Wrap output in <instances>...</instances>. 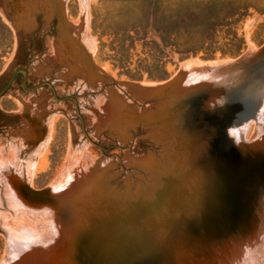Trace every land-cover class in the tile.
Here are the masks:
<instances>
[{"label": "rangeland", "instance_id": "rangeland-1", "mask_svg": "<svg viewBox=\"0 0 264 264\" xmlns=\"http://www.w3.org/2000/svg\"><path fill=\"white\" fill-rule=\"evenodd\" d=\"M174 1L187 0H0V90L13 72L22 68L27 70V89L49 82L57 98H69L56 101L47 85L27 92L21 77L0 98V264L24 263V255L13 248L11 240L25 249L24 245H33L35 239L43 248H61L59 264H74L75 232L90 228L85 237L91 238L94 231L102 232L103 223L96 221L82 227L88 204L64 209L60 203L64 194L85 180L97 179L94 188L108 201L113 200L109 202L115 207L126 198L152 200L159 179L174 177L173 162L161 158L162 145L144 131L132 132L124 142L118 139L105 96L115 84L161 81L150 80L137 68L145 58L143 41L155 39L151 28L145 26L151 20L149 15L158 9V2L165 9ZM233 1L235 7L249 9L232 28L220 29L217 46L227 49L223 45L227 34H235V56H222L217 51L212 59L199 54L180 60L172 54L166 65L169 77L189 62L226 61L264 47V0ZM15 21H20L17 29ZM261 58L264 66V53ZM124 102L133 104L130 98ZM257 118L245 124L244 135L242 127L231 129V134L237 141L243 135L245 143L256 139L260 136L256 135ZM147 157L151 160L144 161ZM188 162H195L193 183L185 181ZM179 164L184 173L175 175L174 187H190V196L182 200L181 214L169 208L178 189L166 202L164 197L155 199L159 205L154 214H129L126 209L128 213L119 217L111 212L128 228L166 238L155 250L161 259L153 264H201L219 249L215 250L219 240L250 234L248 221L244 228L230 230L218 240L216 233L195 237L190 227L200 215V195L210 177L195 160ZM260 199L252 219L264 202V193ZM245 207L248 210L250 203ZM133 218L135 222L128 220ZM22 251L26 253V249Z\"/></svg>", "mask_w": 264, "mask_h": 264}, {"label": "water", "instance_id": "water-1", "mask_svg": "<svg viewBox=\"0 0 264 264\" xmlns=\"http://www.w3.org/2000/svg\"><path fill=\"white\" fill-rule=\"evenodd\" d=\"M19 22L13 24L15 29ZM262 53L264 47L259 52H248L231 60L185 64L172 77L151 85L123 82L113 85L105 93L107 107L114 115L112 129L117 132L118 139L124 142L132 132L144 131L148 138L162 145L161 158L173 162L171 175L184 173V166L179 163L186 164L192 160L209 174V185L200 195V215L190 227L198 239L205 237L206 233H216L220 236L216 239H221L230 230L244 228L264 193V137L245 143L244 136L238 137L237 141L230 132L251 120L256 121L264 98ZM19 72L24 75V86L27 70L17 69L0 90V96ZM44 85L52 90L56 101L69 99L57 98L49 82L26 91L31 92ZM233 94L242 99L233 102ZM128 98L133 100L132 105L124 102ZM149 160L151 158L147 157L144 161ZM96 182L94 178L85 180L82 186L60 198L64 209L73 202L89 204L82 227L89 223L94 225V221L110 223L109 230L104 227L99 234L93 230L95 235L92 238L85 237L88 233L85 230L90 228L75 232L78 242L72 256L74 264H153L161 259L155 252V235L128 228L118 221L116 214L96 207L101 200L108 207H113L94 188ZM160 196L158 191L152 200L164 197ZM149 203L138 200L127 205H140L143 213L154 214L155 209L148 211ZM248 203L250 208L247 210L245 206ZM123 213L120 208L118 214ZM134 219L128 220L135 222ZM89 233L93 234L90 230Z\"/></svg>", "mask_w": 264, "mask_h": 264}, {"label": "trees", "instance_id": "trees-1", "mask_svg": "<svg viewBox=\"0 0 264 264\" xmlns=\"http://www.w3.org/2000/svg\"><path fill=\"white\" fill-rule=\"evenodd\" d=\"M233 2L174 1L165 9L161 2H158V9L149 15L151 20H147L145 24L146 28H151L155 39L143 41L145 58L139 62L138 73H146L150 80L169 78L166 65L172 54L177 55L180 60L199 54L212 59L217 51L222 56H235L237 50L232 48L237 41L235 34H227V42L223 44L227 49L223 50L217 46L220 29L232 28L249 9L235 7ZM151 4L154 5V2Z\"/></svg>", "mask_w": 264, "mask_h": 264}, {"label": "bare ground", "instance_id": "bare-ground-1", "mask_svg": "<svg viewBox=\"0 0 264 264\" xmlns=\"http://www.w3.org/2000/svg\"><path fill=\"white\" fill-rule=\"evenodd\" d=\"M192 64H193L192 62H189L186 65H192ZM133 92H135V91H133ZM262 107H263V105H262ZM258 118H259L258 123L261 126L257 123L258 124L257 128L259 129L257 131H259V132L256 133V135L260 134L261 137L262 136L264 137V109L262 110V113H261V115H259ZM251 123L253 124L254 122H251ZM245 124H244V126H242L243 135L245 134L244 131H245V128L247 127ZM249 126H248V128H249ZM193 166H194L193 163H191V162L187 163L188 172H187V170H184L186 173L187 180H185L186 178L185 179L183 178L185 181L191 182V183H193L192 182L193 175H191V171L193 169ZM164 178L161 177L159 179V183H158L159 188L156 191L153 190L154 193H152V195H154L156 192L159 191L160 195L161 196L164 195V198H166V200H164L163 202H166L168 198L172 197L173 191L175 189H178V190H175L176 194L174 195L177 199H174V200L172 199V201H174V203L170 204L171 203L170 202L169 208L173 207V210L175 209L177 212H179L181 214L183 211L182 203H183V201H185L186 198H188L190 196V194H189L190 187L182 188V186H180L179 188H177V187L175 188L174 187L175 186L174 180H178L175 175H174V177L169 175L166 177V179H164ZM186 192H187V194H186ZM157 194L159 195V193H157ZM142 199H144V198L141 196L138 198V200L140 202L144 201ZM109 201L112 202L113 200H109ZM135 201L136 200H130V199L126 198V199L122 200V202L120 204H115V207H108L107 205L104 204L105 202H102V200H101V202L97 203L96 207L98 209H103L104 212H107L109 214L111 212H114L117 215H119L115 209L120 210V208H121L126 213L129 212V214H132V212H134V214L137 215L138 213H140V211H142V209L140 208L141 206L139 205L140 207L139 206L137 207L138 203H137V205L136 204L131 205V206L127 205L130 202L133 203ZM80 204L77 202H73V205H75V206H77V205L80 206ZM158 205L155 203V199L150 200V203L147 204V206H149L150 210L154 209V208H155V210H157ZM112 208H115V209H112ZM126 209H128L129 211L127 212ZM172 212H174V211H172ZM111 214H113V213H111ZM119 217H120V215H119ZM131 217H133V216L131 215ZM109 224L110 223H108V224L103 223L101 225H102V228L105 227L106 229L109 230L110 229ZM172 225L174 226L175 223L173 222ZM247 227H248L247 231H249L250 234H248L246 236V238L233 235L234 236L233 238L228 237L229 239H227V240H226V238H224L226 241H224V239H223V241L219 240L218 246L216 247L215 250H217L218 248L219 249L217 251L214 250L215 252H213L209 249V251L213 252L214 254L212 256H209V257L207 256L208 258L205 261L202 260L201 264H264V202L261 203V206L258 209V213L254 216V219L249 221V225ZM230 236H232V235H230ZM154 239H155L156 247L159 248L164 243V240L166 238L161 239V237L156 236V237H154ZM35 240L32 241L34 243L33 245L29 246V244H27V243L25 245L23 244L24 246H27V248H25L26 253H25V251H22L25 249H21L19 247V244H17L15 242V240H11V244H12L13 248L16 251L19 250V252L22 254V256L24 255V258H22V259H26L25 262L22 264H59L58 263L59 261L57 259L59 257H61L59 255L60 251L62 252L61 248H59L58 246L54 247V248H52V247H44L43 248ZM190 240H192V238H190L189 241ZM211 252L209 253L210 255H211ZM203 259H205V258H203ZM197 263H199V262H197ZM194 264H196V263H194Z\"/></svg>", "mask_w": 264, "mask_h": 264}, {"label": "flooded vegetation", "instance_id": "flooded-vegetation-1", "mask_svg": "<svg viewBox=\"0 0 264 264\" xmlns=\"http://www.w3.org/2000/svg\"><path fill=\"white\" fill-rule=\"evenodd\" d=\"M18 77H21V78H22V87H23L25 90H29V89L26 88V86H27L26 79H25V84H24V86H23L24 75H23L22 73L19 72V73H17V74L15 75L12 84L7 88L6 91L3 92V94L9 90V88L14 84V82L17 80ZM26 78H27V76H26ZM33 91H35V90H33ZM31 92H32V91H31ZM3 94H2V95H3ZM2 95H1V96H2ZM1 96H0V98H1Z\"/></svg>", "mask_w": 264, "mask_h": 264}, {"label": "clouds", "instance_id": "clouds-1", "mask_svg": "<svg viewBox=\"0 0 264 264\" xmlns=\"http://www.w3.org/2000/svg\"><path fill=\"white\" fill-rule=\"evenodd\" d=\"M231 99H232L233 102H238L242 98L240 96H238V95L233 94V96L231 97Z\"/></svg>", "mask_w": 264, "mask_h": 264}]
</instances>
